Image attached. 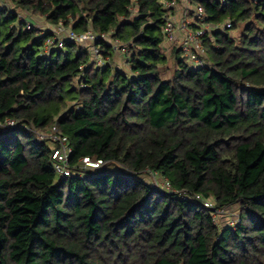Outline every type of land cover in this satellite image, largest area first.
I'll return each instance as SVG.
<instances>
[{"label": "trees", "instance_id": "trees-1", "mask_svg": "<svg viewBox=\"0 0 264 264\" xmlns=\"http://www.w3.org/2000/svg\"><path fill=\"white\" fill-rule=\"evenodd\" d=\"M6 1L0 119L18 125L0 127V264H264V0H195L215 25L203 66L167 52L165 0ZM43 22L108 35L111 61L67 38L46 52ZM53 126L71 177L39 139ZM234 207V225L215 220Z\"/></svg>", "mask_w": 264, "mask_h": 264}, {"label": "built area", "instance_id": "built-area-1", "mask_svg": "<svg viewBox=\"0 0 264 264\" xmlns=\"http://www.w3.org/2000/svg\"><path fill=\"white\" fill-rule=\"evenodd\" d=\"M187 6L183 10L182 18L177 19L176 11L180 7V1L178 0H165L164 5L168 9L166 15V24L163 29L164 40L166 44L167 52H170L171 48L179 45L184 51V56L193 66H203L207 62L204 59L205 48L204 38L207 33H210L215 25L207 21V16L203 8L196 4L195 0H186ZM222 6L229 4L230 0H217ZM183 9V8H182ZM24 18L23 14L19 16ZM32 23L27 22V28H32ZM217 27V26H216ZM222 30L231 27V21H228L224 25H219ZM54 35L46 41L45 51L49 52L52 47L57 46L59 48L64 47V38L69 40L84 43L88 45V50L91 53L92 62L97 66H104L111 61L110 57H105L100 45L101 41H110V37L104 33H98L92 28L88 29L84 33H76L70 28H66L63 24L58 25L53 29ZM113 51H120L122 44L118 40L112 41ZM18 125V121L12 118H6L4 121L0 119V127L11 128ZM49 138L54 142L55 147L51 153L52 165L54 172L60 178L71 177L74 175V170L70 162L72 155V147L69 143L67 136L58 132L57 127L53 126L52 131L49 134L39 133V139ZM103 162L101 160L93 161L88 157L81 159L80 166L98 168ZM163 187L170 189V184L165 181ZM200 198V196H197ZM205 205L213 207L214 204L211 200H207ZM223 211L218 210V213L214 214V218L218 221L219 214ZM238 215L236 219H231L228 224L234 225L238 222Z\"/></svg>", "mask_w": 264, "mask_h": 264}, {"label": "crops", "instance_id": "crops-1", "mask_svg": "<svg viewBox=\"0 0 264 264\" xmlns=\"http://www.w3.org/2000/svg\"><path fill=\"white\" fill-rule=\"evenodd\" d=\"M197 4V3H196ZM187 6L186 0H180V7H178V10L176 11L177 19L180 20L182 18L183 10ZM183 8V9H182ZM44 28H46L48 31L53 30L51 25L47 23V25H43ZM113 64L115 67L120 68L121 66L128 67L130 69V65L128 63V60L126 58L125 51H116L114 52L113 56Z\"/></svg>", "mask_w": 264, "mask_h": 264}, {"label": "rangeland", "instance_id": "rangeland-1", "mask_svg": "<svg viewBox=\"0 0 264 264\" xmlns=\"http://www.w3.org/2000/svg\"><path fill=\"white\" fill-rule=\"evenodd\" d=\"M3 1H4L5 3L8 4V1H6V0H3ZM20 12H21V11H20ZM29 18H30L32 24H34V23H35V19H34L33 17H30V16H29ZM36 20L39 21V18H37ZM36 24H39V23L36 22ZM42 24L47 25V23H45V22H43ZM51 27H52V29L55 28V27L52 26V25H51ZM233 33H235V32L233 31ZM119 69H120V68H119ZM120 70L123 71V72H125V73H128V72H129V68H128V67H125V68H124V66H121V69H120ZM154 181H155L156 183H159V182H161V179H159V180L154 179ZM159 184H160V183H159ZM237 215H238L237 208L234 207L233 209H228V210L224 211V212L219 216V221H220L222 224H227L228 222H230L231 219H236V216H237Z\"/></svg>", "mask_w": 264, "mask_h": 264}]
</instances>
